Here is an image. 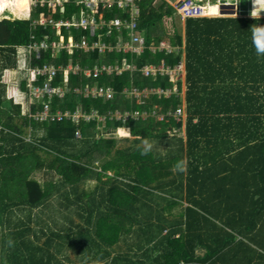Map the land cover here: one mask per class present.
I'll use <instances>...</instances> for the list:
<instances>
[{"label":"trees","instance_id":"obj_1","mask_svg":"<svg viewBox=\"0 0 264 264\" xmlns=\"http://www.w3.org/2000/svg\"><path fill=\"white\" fill-rule=\"evenodd\" d=\"M73 1L65 4L63 14H50L41 6L29 10L30 0H0V264H61L51 249L62 247L77 250L86 259L84 264L105 260L108 264H264V57L256 55L250 31L254 24H264V18H191L182 27L175 9L165 1L157 5V0H134L140 10L137 32L146 46L166 40L177 53L147 49L139 57L116 53L101 57L76 52L56 59L42 53L32 65L66 67L71 62L85 68L119 62L141 68L164 60L174 67L183 60L184 99L149 95L139 104L121 94L126 87L166 91L173 87L167 76L152 79L124 73L89 80L81 74L70 75V89L109 86L116 96L104 102L69 95L53 101L54 112L80 107L104 116L155 111L163 120L149 117L122 124L107 119L104 124L78 126L36 123L13 102V91L26 92L25 81L10 84L6 75L17 68L19 49L46 37L57 39L49 27L32 23L41 14L56 21L70 20L82 10ZM243 1L236 0L233 7L237 17L249 16ZM99 12L107 21L128 17L116 7ZM208 15L213 16L211 8ZM62 34L67 38V31ZM71 34L79 40L85 33L71 30ZM102 35L96 39L115 42L114 37ZM56 85H62L61 76ZM177 87L180 92L181 82ZM183 103L185 141L168 134L181 129L182 122L168 115ZM116 128H126L129 136H104ZM77 130L80 140L75 139ZM144 139L153 148L142 156ZM119 142L128 145L116 149ZM162 149L165 152H158ZM101 160L104 163L97 172ZM180 160L186 161V171H173ZM107 172L114 176L108 177ZM122 178L130 181L127 188H122ZM91 179L105 187L99 193L106 205L103 209L96 208L90 191L81 187ZM149 189L164 195L160 198L166 202L179 199L187 207L173 223L161 218L155 225L154 209L144 203L153 196ZM15 211L25 219L14 217ZM42 214L43 220L38 216ZM56 215L62 223L47 228L46 219ZM31 223H41L48 230L42 246L38 242L46 232L32 231ZM166 226L171 229L159 240ZM124 235H131L141 259L111 257ZM145 242L147 248L142 247Z\"/></svg>","mask_w":264,"mask_h":264},{"label":"built area","instance_id":"obj_2","mask_svg":"<svg viewBox=\"0 0 264 264\" xmlns=\"http://www.w3.org/2000/svg\"><path fill=\"white\" fill-rule=\"evenodd\" d=\"M70 0H31V8L38 6L46 7L50 14L59 11L60 14L64 13L65 4ZM202 1L198 0H181L178 2L174 9L177 16L181 21L191 18H207L210 17L209 9L201 4ZM76 6H81V12L69 19L54 20L52 17H45L40 15L37 21L32 23V26H40L42 28L49 27L57 39L44 38L42 41H33L32 44L25 49L18 51L20 55L23 52L22 70L25 75L26 92L23 101L26 107V115L30 120L40 124H54L61 122H70L74 125L81 123L97 122L104 124L106 120H116L125 124L129 120H145L149 117H156L159 121L163 120V116L156 114L153 111L151 114L146 112L141 113L125 112L109 113L108 116L99 115L97 111L91 112L83 111L77 108L74 111H53L52 104L55 99L61 100L69 95H76L83 99L112 101L116 93L109 86L93 85L84 86L80 88L70 89L67 85L70 75H82L89 80H97L103 75L109 76H122L124 73H140L145 78L156 79L157 77L169 78L173 87L166 91L161 89H152L140 91L138 89L124 88L121 94L128 100H136L137 103L143 104L144 97L149 95H157L169 98L171 95L179 93L177 83L183 82L182 76H185L184 62H180L174 67L168 66L164 60H161L157 65L149 64L141 68H137L135 64L129 63L121 66L119 62L113 64L100 63L94 67H81L79 65H72L70 62L66 67L54 66L52 64H44L43 66L32 65L35 60H39L42 53H49L52 59H56L60 54L64 53L68 56L74 55L76 52L83 54H98L101 57L113 53L121 55H129L134 57L141 56L145 50L151 53L165 52V54L177 53L178 50L172 48L167 41H161L158 46H146V41L143 35L137 32V24L140 15L139 7L135 4L134 0H74ZM225 5V4H224ZM116 7L128 17L125 19H111L109 21L103 18V12ZM68 32L67 38L62 34V31ZM71 30L80 31L83 34L79 40H74ZM101 33L105 39L115 38V42H105L102 37L97 40ZM34 39V38H33ZM62 77V85H56L57 78ZM183 84V83H182ZM23 103L19 105L22 107ZM38 105L35 112L32 107ZM176 122H181L184 116V109L182 106L178 107L171 115ZM75 139H81V132L79 130L75 133Z\"/></svg>","mask_w":264,"mask_h":264},{"label":"crops","instance_id":"obj_3","mask_svg":"<svg viewBox=\"0 0 264 264\" xmlns=\"http://www.w3.org/2000/svg\"><path fill=\"white\" fill-rule=\"evenodd\" d=\"M163 1H165L172 8H174L175 5L180 0H163ZM198 1H203V0H198ZM221 3H223V4H221ZM232 3H234V0H219L218 3L215 4V6L216 5L219 6L223 12L225 10H227V11H233L234 10V8H233L234 6H227L226 7V4H232ZM243 6H244V9L249 10V12L252 13L251 11L253 10V4H252L251 0H244L243 1ZM209 7H211V6H209ZM246 17L251 18L250 15L249 16H246ZM37 20H35V21H37ZM181 23H182L181 26L183 27V23L184 22L181 21ZM20 50H23V48L22 49H19L18 51H20ZM23 59L25 60V57H23V52H21L20 55L17 52V68L7 73L6 80L8 81V83L15 84L16 85L18 83H21V82L25 81V77H24L25 73L22 70H20V67L18 65V63L21 62L19 60H22V62H23ZM22 62H21V65H22ZM94 66H92V67H94ZM15 74L19 75L20 78L18 80L16 79V77H14ZM23 93H25V92H23L21 90H18L16 92L13 91L14 98H15V96H18L19 97V95H22ZM23 98H24V96L22 97V99ZM183 99H184V97H183ZM16 105H19V104H16ZM80 109H82V108L80 107ZM21 111H22V107H21ZM22 115H23V112H22ZM120 129H126V128H116V129H112V130L106 131V132H104V136H106V137L113 136V137H116V138H120V137L123 138V137H128L129 136V135H124V136L119 135L118 130H120ZM177 137L178 138H181V139H183L185 141V119L182 122V126H181V129L179 130V135ZM123 145H128V144H125L124 142H119V144L116 146V149H118V148H124L125 146H123ZM162 148L164 149L165 147H162ZM163 149L160 150V151H158V152H161V153L165 152V151H163ZM102 160L100 162H97L98 167H99V168L96 169L97 172L100 171V166L104 163V161H102ZM106 175L108 177H113L114 176V173L113 172H107ZM91 180H95L96 181V185L90 191V193H91L90 196H91V198L93 197V200H94V203H95V207L96 208L103 209V207H105L106 205L102 201V198H101V196H100L99 193L101 192V189H103V188L105 189V187L101 183H99V181H97L96 179H91ZM120 180H121V186H122L123 189H124V187L127 188L125 186L126 184H130V181L128 179L122 178ZM102 181L103 182H107V178H103ZM150 192H152V194H153L152 198L149 199V200H147V201H145L144 203H146L147 205L151 206V208L154 209V218L152 220V223H154L155 225L158 223L159 219H161V218H163L165 221H167V223H173L174 219L177 218V215L182 210V208L187 207V203H185V202H183V201H181L179 199H175V200H171L169 202H166V201H164V200H162L160 198V197H162V198L165 197L161 193L156 192L154 190L153 191L150 190ZM163 209H166V210L163 211ZM97 213L98 212H94V215L96 216ZM72 216L74 218H78V217H76L74 215H72ZM170 229L171 228L169 226H166L165 230L162 232L161 235L157 236V238L160 240V238H162L165 235H167V232L170 231ZM176 237H178V234H177ZM157 240L155 239V241H157ZM120 243H122V246L121 247H124L125 248L126 255H130V253L132 254L135 251H138L136 249V247L134 245H132L133 244V241L131 239V235H124V236H122L121 237V240H120ZM142 245H143L142 246L143 248H147V243L146 242H145V244H142ZM118 246H116V247H118ZM142 247L140 249H142ZM113 251L111 252V256L113 255ZM126 255H122V256H126Z\"/></svg>","mask_w":264,"mask_h":264},{"label":"rangeland","instance_id":"obj_4","mask_svg":"<svg viewBox=\"0 0 264 264\" xmlns=\"http://www.w3.org/2000/svg\"><path fill=\"white\" fill-rule=\"evenodd\" d=\"M160 1L161 0H157V5L160 3ZM218 1L219 0H215V1L203 0L201 2V4L206 6V7L211 6L210 8L212 9L213 16L212 17L210 16V17H207V18H246V16L237 17V16H235V14L232 11L225 10L223 12L219 6H217V5L215 6V4L218 3ZM221 4H223V3H221ZM235 4H236V0H234V3H232V4H226V7L227 6H234ZM29 8H30L29 10H31V0H30V7ZM249 15H250L251 18H261V17L263 18L264 17V12H261L259 14H254V15H253V13H250ZM180 24H182L181 20H180ZM164 41H166V40H164ZM19 61L22 62V60H19ZM21 62L18 63L19 67L21 66ZM182 62H183V60H182ZM14 77H16L17 80L20 78L19 75H17V74H15ZM178 79H181L183 81L182 82L183 84L181 83V91L177 94V96H180V98L183 100L184 94L186 92V86L184 84V77L183 76H182V78L178 77ZM22 97H23L22 95H19V97L15 96V98H14V95H13V99H15V100H13V102H14V104L23 103V105L22 104L21 105H22V112L24 113V112H26V107H25V104H24V101H23ZM182 107L184 109V116L182 117V121L181 122H183L184 119L186 118L185 104H182ZM168 134H169V137H173V136L177 137L179 135V130L174 128ZM123 146L126 147V145H123ZM41 176H44V173L42 175L39 174V177H41ZM95 185H96V181L95 180H90V181H87L85 184H83L81 187L85 191L89 192L95 187ZM53 204H55V203H53ZM38 216L40 218H42L43 214L42 215H38ZM14 217L19 218L21 220L25 219V215L22 212H16L15 211ZM72 218H73V220H75L76 223H79V224L82 223L80 218H74L73 216H72ZM43 219L44 218H42V220ZM61 223H62V218L59 215H56V217L48 218L44 222V224L49 229H54L55 225L61 224ZM30 228L33 229L32 231L36 230L38 232L41 229H43L46 232L45 233L46 237L40 238V241L38 242V245L42 246L43 242H45L46 238L48 237V234H49L48 230L46 228H43L41 223L40 224L31 223L30 224ZM118 245H119L118 247L114 248L113 255L111 256L112 258H114V257H116L118 255L119 256L126 255L125 248L121 247L122 243H119ZM53 249H51V253L54 256V259L59 261V262H61V264H84V263H86V261H85L86 259L82 260L81 254L77 250L69 249L68 247H62V248H60V251H57L55 249L53 250ZM140 253H142V252L141 251H135L132 254L130 253L129 257H131V258H133L135 260L136 259H141L142 257H141ZM91 264H108V262L105 260V261L92 262Z\"/></svg>","mask_w":264,"mask_h":264},{"label":"clouds","instance_id":"obj_5","mask_svg":"<svg viewBox=\"0 0 264 264\" xmlns=\"http://www.w3.org/2000/svg\"><path fill=\"white\" fill-rule=\"evenodd\" d=\"M253 4V14H259L264 12V0H251ZM252 45L255 48L256 55L258 57H264V24H254L251 29ZM119 135L124 136L128 134L127 130H118ZM153 145L148 139L143 140V147L140 149V154L148 155L152 151ZM173 171L184 172L186 171V161L180 160L176 163ZM9 247L13 246V241L9 239L7 241Z\"/></svg>","mask_w":264,"mask_h":264}]
</instances>
